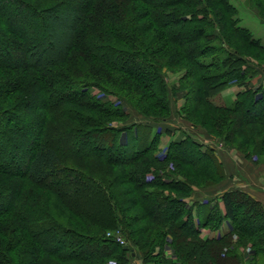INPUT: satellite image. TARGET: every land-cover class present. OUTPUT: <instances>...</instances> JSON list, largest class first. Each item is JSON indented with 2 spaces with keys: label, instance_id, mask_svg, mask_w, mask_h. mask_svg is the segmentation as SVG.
<instances>
[{
  "label": "trees",
  "instance_id": "obj_1",
  "mask_svg": "<svg viewBox=\"0 0 264 264\" xmlns=\"http://www.w3.org/2000/svg\"><path fill=\"white\" fill-rule=\"evenodd\" d=\"M253 51L264 56L229 0H0V264H132L135 253L141 264H241L234 237L264 254L262 204L240 190L219 196L223 210L187 204L224 180L223 165L188 134L161 154L151 128L185 91L187 121L230 117L219 138L232 148L251 134L249 150L234 149L264 163V90L249 87L264 61ZM175 70L184 76L170 85ZM232 85L244 90L214 104ZM132 113L144 122L129 124ZM224 221L225 233L204 234Z\"/></svg>",
  "mask_w": 264,
  "mask_h": 264
},
{
  "label": "rangeland",
  "instance_id": "obj_2",
  "mask_svg": "<svg viewBox=\"0 0 264 264\" xmlns=\"http://www.w3.org/2000/svg\"><path fill=\"white\" fill-rule=\"evenodd\" d=\"M229 2L236 9V18L238 20V25L246 28L248 32L250 33V35L253 38L258 39L264 46V21H262L259 16V15L264 16V0H229ZM69 20L70 19L65 18V21H62L57 32L53 34L55 43H57L58 41H63L65 39L66 29L63 23H68L70 22ZM39 45L45 46L46 43L42 44L41 42L39 43ZM252 55L257 59L264 61V56H262L260 53H257V51H253ZM164 58H166V56L164 57L163 55L162 59ZM252 65L255 67L256 73L250 79L249 87L251 89H256L260 87L261 89L264 90V66L258 65L257 61H253ZM173 72L174 73L168 74L169 83L170 85L172 84L178 85L177 83H179L180 80L184 76V70H175ZM183 84L186 85L185 82H183ZM115 85L120 91L122 90L127 91L125 87L119 86L118 82H115ZM243 90H244V87H241V86H236V85L229 86L226 89H224L222 92H220L217 96H214L212 98V101L214 104H217L220 106H228L233 102V100L236 97V94L239 92H242ZM184 97H186L185 91H177L173 97L171 96V99H170L171 112H170L169 118L165 121H160V122L151 124V128L153 131H161L163 133L162 137L160 138V144L158 147L159 152L161 154L165 153V148L168 145L170 139L176 138L180 134H183V135L188 134L192 140L200 144L203 141V139H205L206 137H209L210 139H213L214 141H216L218 144L221 145V146H217L218 149L221 148L222 150H228L229 152H232V153L234 152L235 154H239L246 161H248L249 163H253L256 166L264 165V163H255L256 157H253L252 159L248 160L245 158V156L240 151H236L238 149H234V147L235 148L237 147V148H240L239 150H246V151L249 150L252 147V145H248L251 134L243 133L233 138L232 148H231V145L230 146L226 145L225 142L219 138L226 132V122H228L230 117L226 115L212 114V115H209V121L206 120L205 122H203L198 115L197 117H194L193 119L192 114H189V117H190L189 119H191L193 122L187 121L183 117V115L180 114L179 112V110L181 109V106H183L184 104ZM111 100H113V98H111ZM141 120H143V118H140L138 115H135L132 113L128 123L129 124L139 123V122L143 123L144 120L143 121ZM22 126L33 128L35 125L32 123L28 124L26 122H23ZM166 131L168 132V135L165 134ZM208 131L213 133V135L207 134ZM248 136L249 138L247 139ZM245 144L246 146H243ZM203 146L211 148L208 145H203ZM27 149L28 148H24L23 151H27ZM211 149L214 151L215 156H216L215 150L213 148ZM259 158L261 160H264V154L260 155ZM169 169L173 170L172 172L175 174H181L182 172L186 171L185 168L180 167L178 164L169 165ZM260 182L264 187V175L262 176V179H260ZM200 184L201 186L205 185L203 181L200 182ZM209 187H212V186H209ZM205 188H208V187H199V188L196 187L193 189V191L195 189H205ZM53 205H51L48 209L54 214L56 213L59 217L61 216L60 219L63 220L64 213L62 214L60 209L55 204ZM140 236L145 241L152 240V234L140 235ZM231 247L233 248V251L238 255V258L241 259V264H264V254L263 253L253 254L252 243L250 240L239 238V237H234ZM137 259L139 260L141 264V256L138 253H137ZM47 264H59V263L48 261Z\"/></svg>",
  "mask_w": 264,
  "mask_h": 264
},
{
  "label": "crops",
  "instance_id": "obj_3",
  "mask_svg": "<svg viewBox=\"0 0 264 264\" xmlns=\"http://www.w3.org/2000/svg\"><path fill=\"white\" fill-rule=\"evenodd\" d=\"M201 144L208 145L215 150L216 157L223 165L225 178L218 185L205 189H195L190 198L186 200L187 204L217 202L219 203L220 209L223 210L222 203L218 201L219 196L226 191L240 190L259 201L264 207V187L260 182V179H262L264 175V165L256 166L246 161L239 154L229 152L228 150H222L221 148L218 149L217 146L221 145L209 137L203 139ZM228 225V221H224L218 232L206 231L204 234L213 236L217 233H225L229 227ZM132 264H140L137 259V253H135Z\"/></svg>",
  "mask_w": 264,
  "mask_h": 264
},
{
  "label": "built area",
  "instance_id": "obj_4",
  "mask_svg": "<svg viewBox=\"0 0 264 264\" xmlns=\"http://www.w3.org/2000/svg\"><path fill=\"white\" fill-rule=\"evenodd\" d=\"M110 234H107V236H109ZM113 238H114V240L118 243V244H120V245H124V241H123V239L120 237V235H119V233H115L114 235H113Z\"/></svg>",
  "mask_w": 264,
  "mask_h": 264
},
{
  "label": "water",
  "instance_id": "obj_5",
  "mask_svg": "<svg viewBox=\"0 0 264 264\" xmlns=\"http://www.w3.org/2000/svg\"><path fill=\"white\" fill-rule=\"evenodd\" d=\"M123 249H124V250H127L128 247H127V246H124ZM132 256H134V253L132 254Z\"/></svg>",
  "mask_w": 264,
  "mask_h": 264
}]
</instances>
